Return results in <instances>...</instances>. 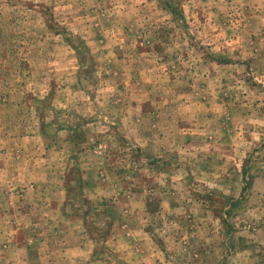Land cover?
<instances>
[{
	"label": "rangeland",
	"instance_id": "obj_1",
	"mask_svg": "<svg viewBox=\"0 0 264 264\" xmlns=\"http://www.w3.org/2000/svg\"><path fill=\"white\" fill-rule=\"evenodd\" d=\"M0 264H264V0H0Z\"/></svg>",
	"mask_w": 264,
	"mask_h": 264
},
{
	"label": "crops",
	"instance_id": "obj_2",
	"mask_svg": "<svg viewBox=\"0 0 264 264\" xmlns=\"http://www.w3.org/2000/svg\"><path fill=\"white\" fill-rule=\"evenodd\" d=\"M143 139L146 140L147 137L144 136ZM146 142H147V141H146ZM143 146H145V145L143 144ZM59 206H60V205H59ZM78 247H79V248H83V246H81V244H79V246H75V248H78ZM73 249H74V248H73ZM74 252H77V251H74ZM77 253H78V252H77Z\"/></svg>",
	"mask_w": 264,
	"mask_h": 264
}]
</instances>
